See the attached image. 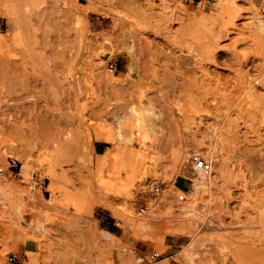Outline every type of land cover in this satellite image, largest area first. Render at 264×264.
I'll list each match as a JSON object with an SVG mask.
<instances>
[{
  "label": "rangeland",
  "instance_id": "rangeland-1",
  "mask_svg": "<svg viewBox=\"0 0 264 264\" xmlns=\"http://www.w3.org/2000/svg\"><path fill=\"white\" fill-rule=\"evenodd\" d=\"M258 19L264 0H0V264H189L193 236L194 264H218L221 245L264 264ZM132 105L159 124L143 141ZM195 157L213 183L197 216L172 214Z\"/></svg>",
  "mask_w": 264,
  "mask_h": 264
},
{
  "label": "bare ground",
  "instance_id": "bare-ground-1",
  "mask_svg": "<svg viewBox=\"0 0 264 264\" xmlns=\"http://www.w3.org/2000/svg\"><path fill=\"white\" fill-rule=\"evenodd\" d=\"M258 22H259V28L260 29H262V28H264L263 27V22L260 20V19H258ZM260 31H264V29H262V30H260ZM131 109H130V111L129 112H131V114H130V117H132L131 115H133L134 116V119L133 118H131V119H133V120H131L132 122L134 121V126L133 125H131V126H133V133H140L141 131H146L147 130V132H142V133H145V134H141V136H143V137H140V139L141 138H143L141 141H143L144 140V137L146 136V134L150 131L151 132V130H153L154 128H157L158 127V125H157V122H156V118L153 116L154 115V113H151V107L150 106H148V105H144V106H142L141 108H135V107H133V105L130 107ZM153 111V110H152ZM160 112V111H159ZM157 113V112H156ZM161 113V112H160ZM160 113H158V114H160ZM157 114V115H158ZM160 117H161V114L159 115ZM125 117V116H124ZM156 117H158V116H156ZM162 119V118H161ZM174 119V118H173ZM159 121H160V119H159ZM162 121V120H161ZM160 121V122H161ZM165 121V120H164ZM123 122V121H122ZM131 123V122H130ZM163 123V122H162ZM118 125H119V127H118V130H117V137L119 138V139H122V141H131L132 140V138L130 137L131 135H129L128 137L126 136V135H122V133H121V126L123 125L122 123H121V120H119L118 121ZM117 125V126H118ZM126 125H127V123H126ZM164 125V124H163ZM125 126V125H124ZM123 127V126H122ZM132 129H131V131H132ZM125 130V129H124ZM149 130V131H148ZM116 131V130H115ZM125 134V133H124ZM126 134H128V133H126ZM111 135H113V134H110V136H104L103 138H104V140L105 141H107V142H109V143H111L112 142V140H113V138L111 137ZM124 136H126V137H124ZM140 136V135H139ZM102 137V136H101ZM115 137V136H114ZM116 137V138H117ZM102 138V139H103ZM116 138H115V140H116ZM145 139H147V138H145ZM134 140V139H133ZM138 140V139H137ZM114 141V140H113ZM119 141V140H118ZM140 141V142H141ZM136 142H138V141H136ZM122 143V142H121ZM142 143V142H141ZM119 144V143H118ZM138 144H140V143H138ZM116 145V144H115ZM140 145H142V144H140ZM119 147V146H118ZM126 147V146H125ZM131 147V146H130ZM143 147V146H142ZM148 147V146H147ZM144 148V147H143ZM119 149V148H118ZM122 149V148H121ZM138 149V148H137ZM135 150V149H134ZM142 150V149H141ZM139 151V150H138ZM145 151H143V153H144ZM130 153H132V152H130ZM135 154H136V151L134 152ZM138 153H140V152H138ZM146 153H149L148 151H146ZM146 153L145 154H143V156H145L146 155ZM116 154H117V148H116V146L115 147H111L110 149H107L106 151H105V154H104V156H105V158L108 160V159H112L113 157H115L116 156ZM150 154H153V153H150ZM149 154V155H150ZM121 155V154H120ZM129 155H131V154H129ZM134 156V158L133 159H136L135 158V156L136 155H133ZM138 156V155H137ZM143 156H138V157H140V158H142ZM148 156V155H147ZM117 157H120V156H117ZM121 157H122V155H121ZM124 157H125V155H124ZM131 157V156H130ZM130 157H128V160H130L131 161V159H132V157L130 158ZM16 158L19 160L20 159V157H18V156H16ZM152 158H153V156H152ZM151 158V159H152ZM142 159H146L145 157L144 158H142ZM150 159V160H151ZM137 160V159H136ZM148 160V159H147ZM125 161H127V160H125ZM135 161V160H134ZM146 161V160H145ZM152 161H154V160H152ZM221 161L222 160H219L218 162L219 163H221ZM140 162H142V161H140ZM127 163V162H126ZM131 163H134V162H131ZM149 163V162H148ZM151 163H153V162H151ZM128 164H129V162H128ZM127 164V165H128ZM135 164H137L136 162H135ZM127 165H125L124 166V168H126V166ZM131 165H133V164H131ZM131 165H128L127 166V168H129ZM142 165H144L145 166V163L144 164H142ZM144 166H143V169H144ZM223 166H225V165H223ZM223 166H221V168H223ZM135 167V166H134ZM104 168V167H103ZM137 168V167H136ZM138 169V168H137ZM152 165L149 163V164H147L146 165V167H145V171H147V173L151 176L152 175ZM211 169V168H210ZM126 170L128 171V172H126ZM125 170V172H126V175L128 176V174L127 173H130V174H134L133 173V171H132V173L131 172H129L130 170H128V169H126ZM198 170V175H197V177H195V178H193V180H192V183H191V185H190V188H189V190L188 191H186V194H187V196H189L191 199L189 200V201H187V203L186 204H184L183 206H181L180 207V209H174V210H172L171 211V213L172 214H177L178 216H180L179 214H184V213H189V214H191L192 216H197L198 215V213H200L199 212V202H198V199H197V196H198V194H199V192L201 191V190H204V189H207V188H209L210 186H211V184L213 183V179H214V174H212L211 172H203L202 170H200V169H197ZM101 171V170H100ZM100 171H98L97 170V172H98V174H99V172ZM222 171V170H221ZM135 172V171H134ZM137 173V172H136ZM135 173V174H136ZM141 173V172H140ZM154 173V172H153ZM99 175H101V174H99ZM98 175V176H99ZM105 175V174H104ZM126 176V177H127ZM135 176V175H134ZM138 176V175H137ZM100 177H106V176H100ZM130 177V176H129ZM129 177H127L128 178V180L130 179ZM139 177V176H138ZM145 177V176H144ZM135 178V177H134ZM131 179H133V178H131ZM130 179V180H131ZM99 180V179H98ZM127 180V181H128ZM129 180V181H130ZM2 181V180H1ZM100 181H102V180H100ZM99 181V182H100ZM132 181V180H131ZM124 183L126 182V181H123ZM103 183V185H104V183L105 182H102ZM126 184V183H125ZM127 184H129V183H127ZM131 184H132V182H131ZM108 185H110V183L108 182ZM123 185V184H122ZM105 187V186H104ZM108 187H110V186H107V187H105V188H108ZM126 187H127V185H126ZM126 187H125V189H126ZM124 188V187H123ZM184 191V190H183ZM116 204H118V202L116 201V199L115 198H112L110 201H108L107 203H106V206H108V207H114ZM188 215V214H187ZM209 219V218H208ZM208 219H206V220H208ZM209 221H210V219H209ZM191 222V221H190ZM211 222H214V221H211ZM201 223H202V220H201ZM213 225V224H212ZM217 226H219V225H217ZM40 229V228H39ZM104 232V234L107 236V238H108V236H112L113 235V233H111V232H108V231H106V230H104L103 231ZM172 232H174V231H172ZM190 232V231H189ZM196 233V232H195ZM212 235V234H211ZM187 236V235H186ZM188 237V236H187ZM200 237V236H199ZM199 237L197 238V237H195V236H193V237H191L190 238V240L188 241V243L186 244V247H183V251H184V254H185V252L187 253V254H189L188 256L187 255H184V256H186L188 259H189V264H194V262H193V260H192V256H190L191 255V253H189V251H190V249H192V248H194L195 249V245L199 242ZM110 238V237H109ZM112 238V237H111ZM204 242V241H203ZM185 245V244H184ZM203 245H206V243H203ZM201 246H202V243H201ZM204 247V246H203ZM133 251V250H132ZM196 255V253L193 255V257ZM209 255V254H208ZM207 255V256H208ZM218 255H219V263L218 264H249L250 262L249 261H246V260H244V259H242V258H240V257H238L237 255H235V253L232 251V250H230L228 247H226V246H223V245H221V246H219V249H218ZM210 259V258H209ZM136 263V262H135ZM158 264H166L165 262H163V263H158Z\"/></svg>",
  "mask_w": 264,
  "mask_h": 264
},
{
  "label": "built area",
  "instance_id": "built-area-1",
  "mask_svg": "<svg viewBox=\"0 0 264 264\" xmlns=\"http://www.w3.org/2000/svg\"><path fill=\"white\" fill-rule=\"evenodd\" d=\"M194 167L196 169L202 170L203 172H208L210 170L211 164H210V161H208L202 157H195L194 158ZM1 170H2V168L0 167V171ZM150 185H151V189L156 190L158 188V184L156 182H151ZM184 193L185 192L183 190H181V193L176 195V199L179 202H182L186 199ZM151 255L152 256H158L159 252H153ZM14 258H15V256L10 255V256H8V261H13Z\"/></svg>",
  "mask_w": 264,
  "mask_h": 264
},
{
  "label": "crops",
  "instance_id": "crops-1",
  "mask_svg": "<svg viewBox=\"0 0 264 264\" xmlns=\"http://www.w3.org/2000/svg\"><path fill=\"white\" fill-rule=\"evenodd\" d=\"M175 183H176L177 187H179V188L186 187V178H185V176L183 174L179 173L176 176ZM106 208H108V207H106ZM107 228H108V230H106V231H108V232H111L113 234L116 232L113 227H107ZM36 247H37V244L33 240H30V239L25 240L23 243L19 244V246H18V249H17V252L19 254L18 257H20L21 253L24 254L25 252H33V251H35Z\"/></svg>",
  "mask_w": 264,
  "mask_h": 264
}]
</instances>
